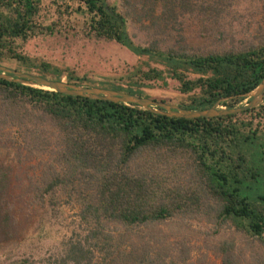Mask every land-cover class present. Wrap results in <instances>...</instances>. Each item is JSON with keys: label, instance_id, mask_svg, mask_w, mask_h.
Returning <instances> with one entry per match:
<instances>
[{"label": "trees", "instance_id": "1", "mask_svg": "<svg viewBox=\"0 0 264 264\" xmlns=\"http://www.w3.org/2000/svg\"><path fill=\"white\" fill-rule=\"evenodd\" d=\"M232 1L0 0V65L186 110L234 109L264 79V37L227 43L219 20ZM57 35L116 43L140 63L98 79L24 52ZM169 80L175 102L145 93ZM1 151L0 249L39 210L68 208L78 232L52 264H264V102L186 120L0 79ZM195 222L210 228H187Z\"/></svg>", "mask_w": 264, "mask_h": 264}, {"label": "rangeland", "instance_id": "2", "mask_svg": "<svg viewBox=\"0 0 264 264\" xmlns=\"http://www.w3.org/2000/svg\"><path fill=\"white\" fill-rule=\"evenodd\" d=\"M222 29L229 33L227 43L231 38L238 45L245 40L264 37V0H233L232 7L223 13L219 20ZM204 39L197 36L196 41ZM24 52L34 58L46 61L61 68H71L79 75L93 78L115 76L127 66L140 63L138 57L128 49L106 41L89 40L80 36H54L38 38L28 43ZM10 67V66H8ZM178 84L169 80L167 85H154L145 93L161 100L176 101L180 94ZM248 100L240 106H245ZM6 152L1 151L0 157L6 159ZM7 160V159H6ZM10 161H8L9 163ZM29 163L14 164L17 172L31 171ZM20 189H15L12 195L18 197ZM76 213L68 208H59L56 213L39 210L32 216L30 222H23L21 235L0 249V264H10L18 261H28L29 264H52L63 241L78 232ZM21 220L25 215H20ZM187 228H210L197 222ZM195 244L197 253L200 244ZM202 248V247H201ZM196 253L194 256H196ZM208 264H220L215 256L210 255Z\"/></svg>", "mask_w": 264, "mask_h": 264}, {"label": "water", "instance_id": "3", "mask_svg": "<svg viewBox=\"0 0 264 264\" xmlns=\"http://www.w3.org/2000/svg\"><path fill=\"white\" fill-rule=\"evenodd\" d=\"M0 79L20 84L25 87L50 91L70 97H81L89 100L104 101L114 104L135 105L145 111H150L169 118L186 120L236 116L246 111L258 108L264 102V79L256 89L244 96L248 100V103L245 106H240L234 109H226L221 108L220 103H217L214 107L204 111L186 110L177 105L157 102L137 95L125 94L117 91L77 86L68 84L65 81H53L43 77L19 72L1 65Z\"/></svg>", "mask_w": 264, "mask_h": 264}]
</instances>
